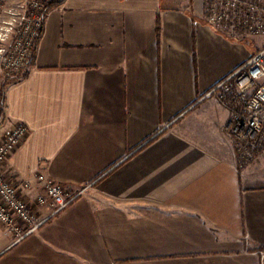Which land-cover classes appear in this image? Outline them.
Segmentation results:
<instances>
[{"label": "crops", "instance_id": "crops-1", "mask_svg": "<svg viewBox=\"0 0 264 264\" xmlns=\"http://www.w3.org/2000/svg\"><path fill=\"white\" fill-rule=\"evenodd\" d=\"M263 46L211 27L205 0L49 12L32 66L2 85L0 134L30 130L6 168L40 217L36 175L87 191L24 239L0 224V264H264V175L241 170L209 96Z\"/></svg>", "mask_w": 264, "mask_h": 264}, {"label": "built area", "instance_id": "built-area-1", "mask_svg": "<svg viewBox=\"0 0 264 264\" xmlns=\"http://www.w3.org/2000/svg\"><path fill=\"white\" fill-rule=\"evenodd\" d=\"M53 1L0 0V76L21 79L32 66L44 34L46 7ZM205 19L230 38L264 37V0H205ZM209 96L229 109L227 130L238 159L249 163L258 153H264V46L219 82ZM4 111L5 96L0 89V125L5 122ZM29 133L25 124L14 123L0 134V224L17 240L37 232L87 191H74L44 174L36 175L43 190L35 198L36 206L51 207L49 215L40 217L23 196L33 191L32 182H12L6 168Z\"/></svg>", "mask_w": 264, "mask_h": 264}, {"label": "rangeland", "instance_id": "rangeland-1", "mask_svg": "<svg viewBox=\"0 0 264 264\" xmlns=\"http://www.w3.org/2000/svg\"><path fill=\"white\" fill-rule=\"evenodd\" d=\"M11 78H16V77H9L5 75L0 76V89L1 90L4 91V87L2 86L3 83L6 82L7 79H11ZM16 79H19V78H16ZM254 161H257L254 163V169H256L257 171L260 169L259 172L262 173V175H264V153H258L249 163L239 160V166L241 167V170H242L245 166H247L248 164Z\"/></svg>", "mask_w": 264, "mask_h": 264}, {"label": "trees", "instance_id": "trees-1", "mask_svg": "<svg viewBox=\"0 0 264 264\" xmlns=\"http://www.w3.org/2000/svg\"><path fill=\"white\" fill-rule=\"evenodd\" d=\"M65 2H66V0H56V1L51 2L46 7L47 14L49 12H51L53 9H56V8L61 7ZM157 33H158V36L160 37V33H161V22H160V18H159V20L157 22ZM34 59H33V61H34Z\"/></svg>", "mask_w": 264, "mask_h": 264}]
</instances>
